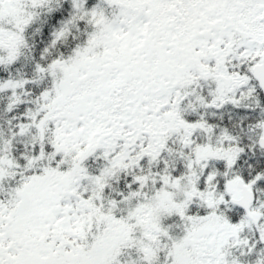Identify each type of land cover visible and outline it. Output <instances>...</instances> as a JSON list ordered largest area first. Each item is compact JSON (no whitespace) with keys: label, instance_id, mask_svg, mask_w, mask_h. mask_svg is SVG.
<instances>
[{"label":"snow or ice","instance_id":"6c2138e0","mask_svg":"<svg viewBox=\"0 0 264 264\" xmlns=\"http://www.w3.org/2000/svg\"><path fill=\"white\" fill-rule=\"evenodd\" d=\"M0 264H264V0H0Z\"/></svg>","mask_w":264,"mask_h":264}]
</instances>
